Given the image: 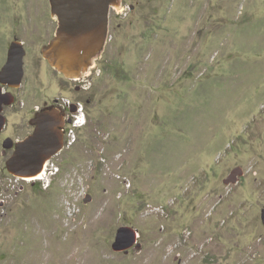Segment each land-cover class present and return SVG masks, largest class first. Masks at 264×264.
Wrapping results in <instances>:
<instances>
[{
	"label": "rangeland",
	"instance_id": "1",
	"mask_svg": "<svg viewBox=\"0 0 264 264\" xmlns=\"http://www.w3.org/2000/svg\"><path fill=\"white\" fill-rule=\"evenodd\" d=\"M57 27L50 0H0L17 108L63 97L86 121L0 220V264H264V0H121L74 79L43 55ZM125 225L141 246L116 251Z\"/></svg>",
	"mask_w": 264,
	"mask_h": 264
},
{
	"label": "water",
	"instance_id": "2",
	"mask_svg": "<svg viewBox=\"0 0 264 264\" xmlns=\"http://www.w3.org/2000/svg\"><path fill=\"white\" fill-rule=\"evenodd\" d=\"M121 0H50L52 15L57 17L58 27L53 38L44 45V57L52 67L69 78H78L86 73L94 58L105 47L109 32V14ZM26 50L20 41L12 42L8 59L0 73V111L4 102L10 103V92H3V85L9 83L19 87L24 76V55ZM5 124L0 112V128ZM57 123L40 118L36 133L17 145V151L7 162L12 173L35 177L44 169L45 162L63 148L61 132ZM243 174L242 167L232 169L225 178L226 183L237 182ZM89 197L86 199L88 200ZM264 223V207L261 211ZM138 231L132 226H121L116 234L113 248L128 252L131 247L141 246Z\"/></svg>",
	"mask_w": 264,
	"mask_h": 264
},
{
	"label": "flooded vegetation",
	"instance_id": "3",
	"mask_svg": "<svg viewBox=\"0 0 264 264\" xmlns=\"http://www.w3.org/2000/svg\"><path fill=\"white\" fill-rule=\"evenodd\" d=\"M14 41H20L24 45V42L17 36L14 37V39L8 45L9 47L7 50L6 58L4 60V63L0 66V73L3 66L7 62L8 51L12 42ZM24 48L26 50V53L24 55L23 80L26 75L25 56L27 54L25 45ZM21 85L19 87H13L9 85V83L3 85V92H10L12 94L11 96H6L4 98V101H7L9 99H12V101L10 103L4 102L1 106L0 111L5 119V124L2 126V128H0V161L2 162V165L0 166V169L2 171V175L0 174V220H2L4 216L9 213V211L14 210V207L17 205V199L19 197H22L25 191H27V185L29 183H31L35 187L39 185L38 180L42 179V174L46 173V171L48 170V165L52 161L53 157L56 156L55 154L50 159H48L44 164L43 171L33 178L21 176L9 171L7 167L8 160L15 155L17 151V145L20 142L26 141L36 133L38 120L40 118H45L51 122L57 123V127L61 132V139L64 144L63 148L69 141V132L85 124L82 123L79 126H77L76 124L77 117L80 113V106L83 109V105L76 100H70L68 98H52V100L44 99V101H42L40 105L36 104L33 107L27 108L25 110L17 108V106L15 105V90L20 88ZM71 144L74 143L71 142ZM47 162H49L48 165ZM45 176L46 175L44 174V177Z\"/></svg>",
	"mask_w": 264,
	"mask_h": 264
},
{
	"label": "built area",
	"instance_id": "4",
	"mask_svg": "<svg viewBox=\"0 0 264 264\" xmlns=\"http://www.w3.org/2000/svg\"><path fill=\"white\" fill-rule=\"evenodd\" d=\"M82 123H85V113L83 112V109L82 107L80 106V113L77 117V120H76V124L77 126L81 125ZM49 164V162H47V165Z\"/></svg>",
	"mask_w": 264,
	"mask_h": 264
}]
</instances>
